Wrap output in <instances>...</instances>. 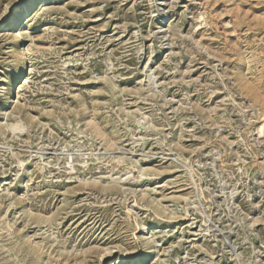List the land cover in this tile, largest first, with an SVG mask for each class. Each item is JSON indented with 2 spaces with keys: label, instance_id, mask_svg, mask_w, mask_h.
I'll return each mask as SVG.
<instances>
[{
  "label": "rangeland",
  "instance_id": "1",
  "mask_svg": "<svg viewBox=\"0 0 264 264\" xmlns=\"http://www.w3.org/2000/svg\"><path fill=\"white\" fill-rule=\"evenodd\" d=\"M0 264H264V0H0Z\"/></svg>",
  "mask_w": 264,
  "mask_h": 264
},
{
  "label": "bare ground",
  "instance_id": "2",
  "mask_svg": "<svg viewBox=\"0 0 264 264\" xmlns=\"http://www.w3.org/2000/svg\"><path fill=\"white\" fill-rule=\"evenodd\" d=\"M32 7V2H29L24 6L23 9L18 10L12 17H11V24L13 27H16L20 22V19L27 16L30 12V8ZM22 74L24 73V67L22 68Z\"/></svg>",
  "mask_w": 264,
  "mask_h": 264
}]
</instances>
